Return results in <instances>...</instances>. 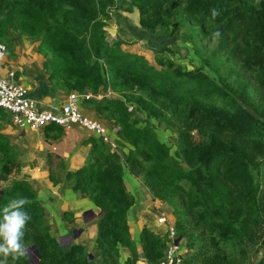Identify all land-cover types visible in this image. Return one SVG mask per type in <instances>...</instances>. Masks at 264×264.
<instances>
[{
  "label": "trees",
  "instance_id": "16d2710c",
  "mask_svg": "<svg viewBox=\"0 0 264 264\" xmlns=\"http://www.w3.org/2000/svg\"><path fill=\"white\" fill-rule=\"evenodd\" d=\"M114 5L115 0H0L6 54L14 56L13 33L38 42L50 90L90 94L81 105L117 128L118 151L89 137L83 141L89 146L85 163L73 172H65L62 158L49 153V180L54 185L72 181L76 197L102 212L94 243L98 264H138L140 257L158 264L169 242L167 235L143 226L140 246L135 245L127 223L134 197L124 169L169 209L176 239L187 250L184 264H253L250 256L258 253L254 264H264V0H126L125 10H137L141 29L150 33L168 32L180 16L202 35L211 38L219 31L217 52L253 73L261 90L257 99L247 82L234 86L221 75L215 80L205 73L208 58L201 59L202 67L186 70L166 57L170 50L164 48L157 68L123 50L121 40L109 42L107 9ZM214 7L220 10L215 19ZM107 91L113 95L95 98ZM137 111L170 131L173 154L150 121L138 125ZM8 117L0 108V121ZM44 132L61 137L64 129L53 124ZM19 154L0 131V180L6 182L0 209L18 195L31 201L25 206L32 219L23 243L35 246L39 264H90L86 241L62 247L51 235L36 189L19 176ZM122 249L129 252L124 260ZM7 264L33 263L26 254Z\"/></svg>",
  "mask_w": 264,
  "mask_h": 264
},
{
  "label": "crops",
  "instance_id": "0c3cea01",
  "mask_svg": "<svg viewBox=\"0 0 264 264\" xmlns=\"http://www.w3.org/2000/svg\"><path fill=\"white\" fill-rule=\"evenodd\" d=\"M13 35L16 41L14 56L6 54L0 59V77H6L24 86L38 110L57 109L66 100L67 95L50 90L47 75L42 69L44 57L37 52L38 42L26 40L16 33ZM131 47L128 44H121L123 50L144 56L143 52L130 50ZM103 94L100 93L95 98L100 99ZM81 110L84 115L93 118L94 112L88 105H81ZM0 124V131L20 152L19 176L28 179L36 189L37 198L44 207L46 219L51 227V235L58 240L69 235L71 243L86 241L88 253L92 254V259L98 263L99 253L94 243L96 223L101 218L102 212L88 199L76 197L72 190V181L65 180L54 185L48 177L49 153L62 158L65 163V172H73L85 163L88 156L89 146L84 145L83 141L94 135L74 125L75 128L64 129L61 137H53V133L45 135L44 128H18L9 117L0 121ZM123 177L128 191L134 197V203L127 213V223L131 238L139 247V235L143 226L152 232H160L162 229L156 227V217L153 218L151 213L148 216L150 207L152 206L153 213L156 212L157 203L166 210L169 211V209L161 202L155 201L147 189L142 187L138 179L133 177L127 169H124ZM64 212L72 216L66 218L63 216ZM128 255V250H121L122 260Z\"/></svg>",
  "mask_w": 264,
  "mask_h": 264
},
{
  "label": "rangeland",
  "instance_id": "374dc122",
  "mask_svg": "<svg viewBox=\"0 0 264 264\" xmlns=\"http://www.w3.org/2000/svg\"><path fill=\"white\" fill-rule=\"evenodd\" d=\"M126 8V0H115V5L107 9L109 11V19L106 22L105 30L109 42L121 40L122 44L132 46L130 50L138 53L143 52L146 60L157 68H159L156 63L157 56L165 52L164 48H169L168 50H170V52H165L164 55L177 61L186 70L202 67L201 59L208 58L211 66H203V71L210 77L218 80L217 76L221 75L234 86H241L247 82L250 95L255 99L259 97V91L261 90L257 87L253 73L243 68L239 60L227 59L226 55L218 53L216 43H213L209 36L202 35L197 25L188 23L183 16H180L173 21L168 32H161L157 28L156 32L150 33L141 29L137 10L134 9L132 12H127L125 11ZM134 117L138 119V125L145 124L146 120L150 121L157 132L158 138L170 146L171 154L174 153L175 147L172 144L171 133L165 129L163 124L147 119L144 113L138 111L134 114ZM93 118L103 123L94 115ZM110 127L112 131H115L116 127ZM5 185L6 182L0 180V188ZM155 206L158 207L159 204L157 203ZM151 209L152 206L147 214L149 216V213H151V216L155 218L156 214L155 212L153 213V210L151 212ZM182 249L186 255L187 250L183 247ZM259 257L260 253L253 254L250 256V260L254 264ZM89 261L90 264H98L94 259H89Z\"/></svg>",
  "mask_w": 264,
  "mask_h": 264
},
{
  "label": "built area",
  "instance_id": "2783aa9c",
  "mask_svg": "<svg viewBox=\"0 0 264 264\" xmlns=\"http://www.w3.org/2000/svg\"><path fill=\"white\" fill-rule=\"evenodd\" d=\"M6 55V46L0 42V59ZM11 75V73H10ZM113 95L110 91L104 92L103 96ZM90 94L80 95L76 92L66 96V100L57 108L52 110H38L35 103L28 96L27 89L6 77H0V108L8 112L12 123L18 128L42 129L48 125H57L68 129L74 125L83 128L94 136L102 139L103 143L112 151H118L115 142V131L94 118L82 113L81 101L90 97ZM131 110V107H129ZM156 227L162 228L155 232L159 235H167L169 242L163 259L158 264H184L185 254L182 251L180 240L176 244V233L170 212L163 206L155 209ZM163 230V231H162ZM138 264H148L140 257Z\"/></svg>",
  "mask_w": 264,
  "mask_h": 264
},
{
  "label": "clouds",
  "instance_id": "9594fccd",
  "mask_svg": "<svg viewBox=\"0 0 264 264\" xmlns=\"http://www.w3.org/2000/svg\"><path fill=\"white\" fill-rule=\"evenodd\" d=\"M220 15L218 8L211 9V17ZM220 32L212 34L213 43H218ZM31 201L24 196H17L0 209V257L3 261L0 264H7L9 258L13 261L27 254V247L23 243L26 224L32 219L25 206Z\"/></svg>",
  "mask_w": 264,
  "mask_h": 264
},
{
  "label": "water",
  "instance_id": "95a60500",
  "mask_svg": "<svg viewBox=\"0 0 264 264\" xmlns=\"http://www.w3.org/2000/svg\"><path fill=\"white\" fill-rule=\"evenodd\" d=\"M246 108V107H245ZM247 111L254 115V113L252 112V110L246 108ZM180 239H178L175 243L177 244L178 241ZM59 244L62 246V247H66V246H69L71 244V237L69 235H66L64 237H61L59 240H58ZM27 255L29 257V260L33 263V264H39V258H38V252L35 248V246L31 245V246H27ZM88 258L89 259H92V254H89L88 255Z\"/></svg>",
  "mask_w": 264,
  "mask_h": 264
}]
</instances>
